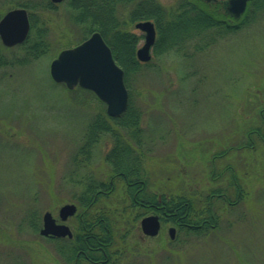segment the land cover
I'll return each instance as SVG.
<instances>
[{"label":"rangeland","instance_id":"1","mask_svg":"<svg viewBox=\"0 0 264 264\" xmlns=\"http://www.w3.org/2000/svg\"><path fill=\"white\" fill-rule=\"evenodd\" d=\"M157 1L163 6L177 2ZM206 2L208 9L216 7ZM65 3L35 9L37 24L47 27L48 52L18 64L12 59L22 48L0 47L11 61L0 65V264H68L52 241L29 226L26 214L35 211L39 228L44 211L56 217L63 203L77 204L72 191L81 188L68 181L73 169L101 179L110 173L103 160L111 147L110 133L87 143L93 147L85 165L73 160L77 148L85 145V126L104 111V103L89 90L54 82L49 74L52 58L83 37ZM12 7L0 0V15ZM130 8L124 7L122 16ZM134 24L124 29L141 36ZM242 25L222 27L216 41L204 31L197 49L193 41L180 51L154 52L152 45L149 60L130 75V88L131 100L142 112L140 126L149 148L144 167L153 186L190 193L201 204L203 191L228 185L230 173L215 181L213 165L230 162L246 197L233 206L214 202L219 220L208 232L195 235L176 229L173 238L167 233L168 222L155 236L143 235L135 210H129L118 232L122 239L113 245V251H122L116 258L113 252L111 264H264V141L253 139L250 148L240 146L245 129L261 120L264 20ZM143 40L139 37L136 47ZM221 149L227 150L226 156H212ZM110 198L115 199L113 194Z\"/></svg>","mask_w":264,"mask_h":264},{"label":"trees","instance_id":"2","mask_svg":"<svg viewBox=\"0 0 264 264\" xmlns=\"http://www.w3.org/2000/svg\"><path fill=\"white\" fill-rule=\"evenodd\" d=\"M7 1L8 5L27 7L31 24L28 37L18 45L23 49V52L18 58L13 59L23 63L48 52L50 43L47 40V27L37 24L36 14L33 12L36 8L52 7V4L48 0H43L40 3L18 0ZM65 1V6L70 11L71 20L83 34L81 40L93 31H99L109 45L115 61L124 71V82L129 95L127 108L120 116L112 117L102 111L96 113L87 123L83 134L85 145H80L77 148L73 160L77 165L80 163L85 165V162L89 161L92 154L91 148L93 147L87 143L95 144L102 134L110 133L115 141H113V148L104 154L111 167L110 173L107 178L105 177L106 179H101L92 173H75L73 171L75 169H73L68 175V181L72 182L74 186H80L81 189L76 192L73 190L72 197L74 200L77 197L80 205L85 202H90L92 205L97 204L89 211L93 212L94 215H91L93 218L104 219L105 226L111 227L109 222L113 223L112 237L110 238L113 245L120 238L118 232L124 224L123 221H126L125 214L129 210L130 212L135 210L137 216L147 210L159 213L162 221H171L178 225L180 230L195 235L204 234L213 229L217 226L219 220L214 202L219 203L221 201L233 206L240 198L244 199L247 193L241 185L239 175L235 173V168L230 162L221 166H218V164L213 165L216 166L213 167L215 181L225 175V172L230 173L229 176L227 175L228 185L223 189L222 187L213 186L209 190L203 191L204 196L201 204H199L195 195L187 192L175 193L166 190L158 196L151 190V176L149 177L144 167L143 156L146 149L143 142L144 138H142L144 134L140 126L142 112L138 106L133 104L130 88V75L136 72L142 63L135 56V46L141 36L124 28L129 22L151 19L156 29L154 52H164L171 49L180 51L189 41L195 42L193 44L197 49L196 41L204 31L209 32L212 41H216L219 35H223V22L221 21L223 20V14L220 8L216 6L217 10L216 7L211 10L208 9L205 0H177L174 5L169 6H163L156 0ZM127 5H130L131 8L129 14L123 18L117 14V7H126ZM244 15L243 23H246L250 19L247 16L248 11ZM9 62L11 61L5 58L0 51V65ZM260 106V123L254 122L245 129L241 140L242 144H240L242 147L250 148L248 145L253 139L259 140V142L264 141V102ZM111 123H116V125ZM117 125L119 126L114 128ZM142 145L143 147H141ZM219 153L223 155L226 152L221 150ZM217 168L219 170L216 173L215 169ZM110 179L112 182H110ZM120 186L124 188H119ZM103 189L110 190L105 193ZM112 194L115 197V204L113 203V210L110 211L109 204L111 201H109V197ZM26 218L29 226L35 230L38 229L39 218L35 211L31 210L27 213ZM108 218L110 219L109 222ZM55 244L56 249L59 251L61 242L56 241ZM75 251L76 248H70L65 253L63 258L68 264L73 259ZM114 251L116 258L122 249L119 248V251H117L114 248ZM77 260L79 261V259Z\"/></svg>","mask_w":264,"mask_h":264},{"label":"water","instance_id":"3","mask_svg":"<svg viewBox=\"0 0 264 264\" xmlns=\"http://www.w3.org/2000/svg\"><path fill=\"white\" fill-rule=\"evenodd\" d=\"M61 1V0H53ZM246 0H228L227 9L234 14L244 10ZM135 26L144 31V43L136 50L140 61L150 58L149 48L154 41L155 31L149 20L138 21ZM29 31V19L23 8H12L0 18V40L3 45L12 46L25 40ZM49 74L53 81L62 82L69 89L75 86L91 90L102 102L110 116L122 114L128 104V92L123 80V70L115 62L110 47L98 31L92 32L83 41L74 46L61 49L49 63ZM75 211L73 203L60 206L58 215L63 220ZM144 234H157L160 222L158 216L149 214L140 221ZM42 235H70L68 226L56 223L49 211L42 214ZM170 238L174 237V228H168Z\"/></svg>","mask_w":264,"mask_h":264},{"label":"flooded vegetation","instance_id":"4","mask_svg":"<svg viewBox=\"0 0 264 264\" xmlns=\"http://www.w3.org/2000/svg\"><path fill=\"white\" fill-rule=\"evenodd\" d=\"M208 2H214L213 4L220 8L225 22V27L223 28L226 30L242 27L243 17L247 11V16L250 17V21L252 20L259 23V20H264V0H246L244 11H242L239 16H234V14L227 9L228 0H208ZM113 141L115 140L112 138L109 150L113 148ZM143 142H147V139L144 138ZM148 149L149 148H146V150ZM143 157L145 159V155ZM110 182H112L111 179ZM75 205V212L68 215L65 219L61 220L59 218V208L57 209V216H54L55 222L66 224L71 234L69 236L47 234L45 237L52 241L53 244H55L56 241L61 242L59 253L62 257H64L68 249L76 248L74 257L69 264H76L78 262V264H111L113 262L111 257L114 252L113 241L110 239L112 237V228L104 225V219H95L91 216L93 212L89 211V209H93L96 204L92 205L90 202H85L81 205L80 203ZM149 214L158 215L159 221H161V214L156 212ZM109 221L110 219H108V222ZM100 223H102L101 227ZM77 259H79V261Z\"/></svg>","mask_w":264,"mask_h":264},{"label":"bare ground","instance_id":"5","mask_svg":"<svg viewBox=\"0 0 264 264\" xmlns=\"http://www.w3.org/2000/svg\"><path fill=\"white\" fill-rule=\"evenodd\" d=\"M29 1H31V2H41V1H43V0H38V1H34V0H29ZM51 4H52V7H49L50 9H54V8H56V6L58 5V3H59V1H53V0H48ZM157 1V0H156ZM157 2H159V1H157ZM160 3V2H159ZM212 3H214V2H212ZM39 7V6H38ZM16 8H23L25 11H26V13H27V15H28V17H29V9L27 8V7H25V6H23V5H17L16 6ZM40 9H43V8H40ZM44 9H48V8H44ZM123 9H124V7L123 6H118L117 7V14L119 15V16H122V11H123ZM218 8L216 7V10H217ZM8 10H10V8L9 9H7L5 12H3L1 15H0V18L2 17V15L3 14H5ZM34 14H36V12H35V10H34V12H33ZM128 15V14H127ZM126 15V16H127ZM122 17H125V16H122ZM143 20H149V21H151L152 23H153V21L151 20V19H143ZM143 20H138V21H143ZM138 21H135V23L136 22H138ZM222 22H223V27H225V22H224V20H221ZM134 26H135V24H134ZM153 26H154V23H153ZM136 27V26H135ZM136 28H138V27H136ZM139 29V28H138ZM129 31H131L130 29H128ZM139 30H141V29H139ZM142 31V30H141ZM154 31L156 32V29H155V26H154ZM99 32V31H98ZM134 32V31H133ZM143 32V34L141 35V36H143V39H144V36H145V33H144V31H142ZM100 33V32H99ZM155 39H156V37H154V42H155ZM143 43H144V40H143ZM142 43V44H143ZM141 44V45H142ZM140 45V46H141ZM153 46H154V44H152ZM140 46H138V47H136L135 46V56H136V50L140 47ZM8 47H10V46H8ZM151 47V46H150ZM150 49V48H149ZM2 54V53H1ZM3 55V54H2ZM5 57V56H4ZM5 58H7V57H5ZM136 58H137V56H136ZM8 59V58H7ZM138 59V58H137ZM10 60V59H9ZM15 61V63H18V64H20L19 62H18V60L17 59H13V62ZM148 61V60H147ZM118 64V63H117ZM5 65V64H4ZM121 67V66H120ZM122 68V67H121ZM123 70V69H122ZM124 73V72H123ZM264 95V94H263ZM263 102H264V96H263ZM86 127V126H85ZM85 129V128H84ZM142 131H144V129L142 128ZM143 138H145V134H144V137ZM221 150H224L225 152H227V150L226 149H221ZM220 150V151H221ZM219 151V152H220ZM148 152H149V149L148 150H145L144 151V155L145 154H148ZM217 153V156H215V155H212V156H214V157H220V156H226L225 154H227V153H225V154H223V155H221L220 153ZM146 156H148V155H146ZM91 157H92V154H91V156H90V158H89V161L91 160ZM103 160H105L108 164H109V162L106 160V158L105 157H103ZM146 161V159L144 160V162ZM111 168V167H110ZM151 185V184H150ZM119 188H124L123 186H120ZM151 188V187H150ZM117 189V188H116ZM152 189H153V192L155 193V194H158V196H160L161 194H162V192H164V191H166V189H164V188H156L155 186H153L152 185ZM109 190L110 189H103V191L106 193V192H109ZM175 193H178V192H175ZM110 201H111V198H110ZM112 202V201H111ZM113 202H114V200H113ZM113 202H112V204H113ZM66 203H73V202H66ZM63 204H65V203H63ZM62 204V205H63ZM74 205L76 204V203H73ZM111 204V205H112ZM62 205H60V206H62ZM113 206V205H112ZM114 207V206H113ZM75 209H76V205H75ZM75 212V211H74ZM149 213H153V211H151V210H147L146 212H144V213H142V214H139L138 216L136 215V218L139 220V222L141 221V219L143 218V217H145L146 215H149ZM52 217L54 218V216L52 215ZM55 219V218H54ZM166 222H168V221H166ZM60 223H62V222H60ZM162 223H164V221H160V226H161V224ZM168 223H171V224H169V226L167 227V233H168V228L169 227H173L174 228V234H175V232H176V229H179L178 228V225H176L175 223H173V222H171V221H169ZM173 224V225H172ZM41 225H42V216H41ZM41 227V226H40ZM39 227V228H40ZM38 228V229H39ZM159 230H160V227H159ZM159 230H158V232H159ZM158 232H157V234H158ZM142 234L143 235H145V236H150V237H152V236H155V235H148V234H144L143 232H142Z\"/></svg>","mask_w":264,"mask_h":264}]
</instances>
